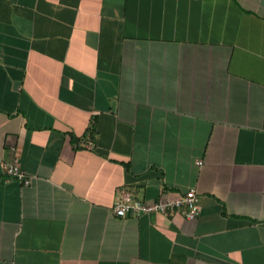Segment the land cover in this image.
<instances>
[{"label":"crops","instance_id":"1","mask_svg":"<svg viewBox=\"0 0 264 264\" xmlns=\"http://www.w3.org/2000/svg\"><path fill=\"white\" fill-rule=\"evenodd\" d=\"M0 264H264V0H0Z\"/></svg>","mask_w":264,"mask_h":264},{"label":"built area","instance_id":"2","mask_svg":"<svg viewBox=\"0 0 264 264\" xmlns=\"http://www.w3.org/2000/svg\"><path fill=\"white\" fill-rule=\"evenodd\" d=\"M12 149L16 150V147H12ZM201 163L199 161V164ZM2 165L3 171L7 176L16 178L25 185L30 184L31 179L22 170L19 158L14 157L11 161L3 162ZM176 209H183L188 220H193L198 216L200 212V197L194 188L189 189L183 196L177 199H159L152 204H144L135 199L128 189L120 188L114 205L115 214L121 218L129 214L140 215L145 213L152 215Z\"/></svg>","mask_w":264,"mask_h":264}]
</instances>
